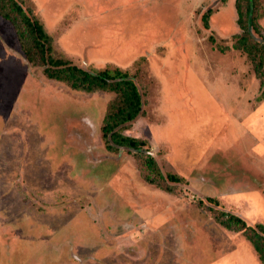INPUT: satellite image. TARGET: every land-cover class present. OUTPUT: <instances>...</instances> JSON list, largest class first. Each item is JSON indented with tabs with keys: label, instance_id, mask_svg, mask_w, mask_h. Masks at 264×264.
Wrapping results in <instances>:
<instances>
[{
	"label": "rangeland",
	"instance_id": "rangeland-1",
	"mask_svg": "<svg viewBox=\"0 0 264 264\" xmlns=\"http://www.w3.org/2000/svg\"><path fill=\"white\" fill-rule=\"evenodd\" d=\"M24 1L53 55L129 73L142 115L121 133L145 144L106 150L113 93L46 78L0 17V264H260L215 220L264 228V99L232 47L233 1ZM250 5L264 36V0ZM147 154L159 186L145 180Z\"/></svg>",
	"mask_w": 264,
	"mask_h": 264
},
{
	"label": "trees",
	"instance_id": "trees-1",
	"mask_svg": "<svg viewBox=\"0 0 264 264\" xmlns=\"http://www.w3.org/2000/svg\"><path fill=\"white\" fill-rule=\"evenodd\" d=\"M251 2L254 3L255 0H245V10L242 11L241 0H235L239 32L233 35L232 47L243 53L249 61L259 81L256 100L261 101L264 99V36L256 23V7L251 6ZM0 17L13 25L27 61L38 63L46 78L63 82L74 90L113 93V98L105 107L101 125V138L106 150L142 152L145 144L143 140L121 133L142 115L141 94L127 71L119 68L84 69L63 57L53 55L51 37L33 14L31 5L24 0H0ZM206 17V14L202 15L203 20ZM141 164L149 173L155 174L145 177L146 182L159 186L157 182L161 175L156 170L153 158L147 154ZM167 179L172 182L182 180L171 174L167 175ZM165 190L171 192L169 187ZM207 201L216 203L211 198ZM215 220L225 230L241 231L257 254L260 264H264V228L261 224L251 227L241 218L226 212L216 214Z\"/></svg>",
	"mask_w": 264,
	"mask_h": 264
},
{
	"label": "crops",
	"instance_id": "crops-1",
	"mask_svg": "<svg viewBox=\"0 0 264 264\" xmlns=\"http://www.w3.org/2000/svg\"><path fill=\"white\" fill-rule=\"evenodd\" d=\"M225 1V0H224ZM228 0H226V2H227ZM231 1H233V3H231V4H233V7H234V13H231L230 14V16H232V24L234 25L233 27L234 28H236V27H238V25H237V23H236V20H237V13H236V9H235V0H231ZM225 2V4H224V6H222L221 8H220V10L216 13L217 15V17L218 16H220L222 13H223V11H224V7L226 6V3ZM225 10H227V9H225ZM220 19L222 20V17L220 16ZM220 20V21H221ZM239 29V28H238ZM222 31V30H221ZM235 32H237V30H235L234 32H233V34L235 33ZM223 34H225V33H223ZM237 34V33H236ZM260 128H262V125H258ZM259 132L261 133V135L262 136H264V129H263V132H261V131H257L255 134H257V135H259Z\"/></svg>",
	"mask_w": 264,
	"mask_h": 264
}]
</instances>
